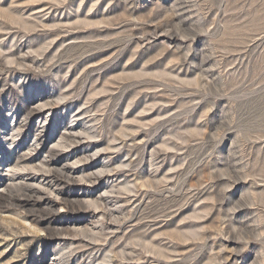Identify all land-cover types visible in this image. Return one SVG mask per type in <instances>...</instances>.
Masks as SVG:
<instances>
[{
	"label": "rangeland",
	"instance_id": "obj_1",
	"mask_svg": "<svg viewBox=\"0 0 264 264\" xmlns=\"http://www.w3.org/2000/svg\"><path fill=\"white\" fill-rule=\"evenodd\" d=\"M0 264H264V0H0Z\"/></svg>",
	"mask_w": 264,
	"mask_h": 264
}]
</instances>
